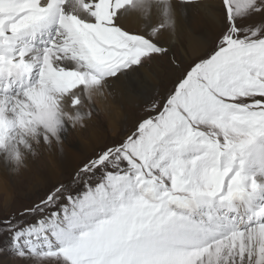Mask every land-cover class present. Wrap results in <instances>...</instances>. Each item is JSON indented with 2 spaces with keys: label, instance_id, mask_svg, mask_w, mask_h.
Wrapping results in <instances>:
<instances>
[{
  "label": "snow or ice",
  "instance_id": "obj_1",
  "mask_svg": "<svg viewBox=\"0 0 264 264\" xmlns=\"http://www.w3.org/2000/svg\"><path fill=\"white\" fill-rule=\"evenodd\" d=\"M199 7L202 0H179ZM219 32L117 142L0 219L30 264H264V0H213ZM134 17L135 29L126 21ZM178 0H0V160L63 151L93 95L171 51Z\"/></svg>",
  "mask_w": 264,
  "mask_h": 264
},
{
  "label": "bare ground",
  "instance_id": "obj_2",
  "mask_svg": "<svg viewBox=\"0 0 264 264\" xmlns=\"http://www.w3.org/2000/svg\"><path fill=\"white\" fill-rule=\"evenodd\" d=\"M212 3L213 0H202L201 6L195 7L179 4L178 0L177 30L171 37L165 36V40H167L170 45L177 43L184 54H192L194 48L207 46V37L208 34L210 35V32L204 29L205 32L201 33L199 30L202 19L206 20L210 28L217 29L214 21L213 9L211 7ZM194 16L196 18L198 17L197 21L192 19ZM125 23L129 29H135L138 26V21L134 17H130ZM182 42H184L185 48H183ZM157 72L158 70H156L155 67L140 69L139 72L133 76V79L138 81L139 84L133 93L127 91L125 81H115L110 84L103 96L93 95L96 104L99 105V112L96 113V117H100L101 122L99 121L100 124H96L95 115L87 121L88 127L93 126V129H91L89 133L92 139L90 142H87L84 138L86 132L77 126L71 128V134L68 138H64L63 151H61L55 143L50 147L43 145L37 146L36 154L28 158L27 165L22 170L13 172L2 160H0V190L6 193L11 191V188L8 189L10 183L7 185L9 180H13V184L15 185L22 179L27 181L31 180L34 185H37L36 182L42 180V178L44 179L47 176L55 177L56 173L66 168L74 169L76 167V161L81 155H84V152L89 150L90 146L93 145L98 136H100V130H98L96 126L103 123L110 125V127L116 126V124L121 121L124 105H129L127 108L125 107V113L127 115V109L130 110L134 102L139 99H145L146 95H149L147 94L150 91L148 87H152L153 82L157 81ZM141 77L148 78L150 83L147 84V81L142 83L140 81ZM73 135L79 138L77 145L68 144V141H71Z\"/></svg>",
  "mask_w": 264,
  "mask_h": 264
},
{
  "label": "rangeland",
  "instance_id": "obj_3",
  "mask_svg": "<svg viewBox=\"0 0 264 264\" xmlns=\"http://www.w3.org/2000/svg\"><path fill=\"white\" fill-rule=\"evenodd\" d=\"M197 18L194 16L192 19L197 21ZM201 21L203 24L200 23L199 32L204 33L205 30H208L210 32V35L208 34L207 37L208 39L206 46L207 49H210L215 43L219 32L217 29L210 28L205 19H202ZM181 44L183 48H185L184 42H182ZM165 46H169L171 49L169 55L167 57H158L153 62L147 64L144 67H155L156 70H158L159 72L156 73L157 81L153 82V86H147L150 89L149 93H147L149 95H146L145 99H139L134 102L130 110L127 109V115L125 113V109L129 105L123 104L126 108H123L121 121L118 122L116 126L110 127V125H106V123L96 126L97 129L100 130V136H98V138L95 140V143L90 146L89 150L84 152V155H81V157L76 161V167L74 168L75 170L72 168H66L63 171L56 173L55 177L47 176L44 179L42 178V180L36 182L37 185H34L31 180L27 181L23 179L18 181V183L15 185L13 184V180H9V182H7V185L9 183L11 184L8 185V189L11 188V191H9V193H6L0 190V219L10 215L12 212L19 211L26 205L37 201L40 197H42L45 193H47L50 189L57 185L63 184L68 186L70 192H75L78 190V188L73 185V178L75 177L78 169L105 145H109L113 142L119 141L125 133L133 129L134 125L138 120L148 115V112H146L145 109L154 100L162 101L168 89L173 85L174 81L179 76L180 70H183L188 67L189 63L191 62L189 60V57L191 56L190 53L184 54L181 50V47L177 43H173L170 45L167 40H165ZM173 57H175L177 63H179L180 70H178L172 65V63H170ZM140 81L142 83L146 81L147 84L150 83L149 79L146 77H141ZM92 102L94 104V111L91 117H93V115H95L96 117V113L99 112V105L96 104L93 97ZM95 119L96 124H100L101 118L96 117ZM71 128V126L68 127L67 133L64 138H68V136H70L72 130ZM91 129H93V126L88 127V123L86 124V127L83 128V131L86 132L84 138L87 142H90L92 140L89 134L91 132ZM78 141L79 138L73 135L71 141H68V144L77 145ZM9 244L10 239L8 234H0V264H30V262H25L14 257L12 253L8 250Z\"/></svg>",
  "mask_w": 264,
  "mask_h": 264
}]
</instances>
